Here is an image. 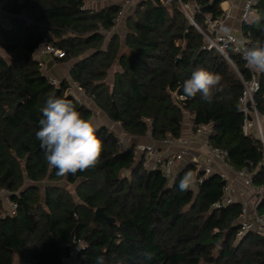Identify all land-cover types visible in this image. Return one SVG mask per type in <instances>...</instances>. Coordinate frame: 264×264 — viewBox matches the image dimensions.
<instances>
[{
    "label": "trees",
    "instance_id": "1",
    "mask_svg": "<svg viewBox=\"0 0 264 264\" xmlns=\"http://www.w3.org/2000/svg\"><path fill=\"white\" fill-rule=\"evenodd\" d=\"M100 1L87 8L84 0H0L9 16L7 25L0 21V188L17 205L13 215H4L0 202V264H64L79 241L84 247L73 264H97L100 256L104 264H264V238L235 237L239 204L211 207L222 196L224 181L217 174L181 191V179L194 166L169 181L145 168L133 145L122 148L103 125L96 126L103 150L94 167L61 177L48 165L35 136L47 98L71 100L89 121L94 112L65 93L66 79L58 87L47 82L33 55L42 42L63 52L53 59L71 62L70 79L129 137L149 131L154 141L177 138L187 113L193 127L211 125L210 145L226 150L234 169L247 167L264 185V143L241 131L243 85L236 71L247 80L251 70L240 56L227 50L233 67L206 48L178 0H137L123 21V41L117 31L106 34L120 4ZM181 1L199 7L193 19L202 30L205 15H222L223 0ZM253 8L264 16V0ZM240 33L249 46L264 42V20L242 23ZM198 68L221 76L225 85L211 104L200 94L183 93V82ZM256 74L254 99L264 119V74ZM173 93L185 96L181 105ZM96 208L112 222L97 217Z\"/></svg>",
    "mask_w": 264,
    "mask_h": 264
},
{
    "label": "built area",
    "instance_id": "2",
    "mask_svg": "<svg viewBox=\"0 0 264 264\" xmlns=\"http://www.w3.org/2000/svg\"><path fill=\"white\" fill-rule=\"evenodd\" d=\"M115 1V0H109ZM137 0H120V11L114 19V25L106 34L116 31L118 24L125 12V9L131 6ZM181 10L189 19L190 23L204 36L206 41V48L216 49L231 66L234 67L232 61L227 55V50L231 48L232 52L238 54L243 59L241 52L238 50L240 45L234 41L228 40L229 30L231 35L235 36L237 40L243 39L241 33L237 35L232 29L226 25L225 20L230 16L231 9L228 7L222 9V15L218 19H211L209 14L204 16L205 30H202L194 21L193 15L199 11V7L195 3H183L178 0ZM226 0H223V2ZM256 0H243L239 11L238 20L240 23L244 22V14L248 9L254 10L253 5ZM96 0H84V7H94ZM34 58L38 61V65L46 76L47 82L58 87L62 79H66L68 86L65 93L72 95L80 104H83L85 96L82 88L67 75L62 79L53 77L47 70L45 63L41 60L42 55H49L53 58L63 57V52L54 47L53 45L42 42L34 52ZM247 65V63H246ZM248 67V66H247ZM240 79L243 89L238 100L239 111L243 115L241 131L243 135L247 136L254 133L262 143H264V119L258 114L256 110V103L254 95L259 90V80L257 74L251 71L249 79L245 80L240 73L236 71ZM264 74V73H262ZM174 101L181 105L185 100L184 95H177L173 93ZM191 133L188 136L180 135L177 138L166 136L160 141H152L150 143H130L129 136L121 129L115 133L118 144L122 148L131 147L134 149L138 158H141L143 165L147 169H157L169 181L187 166L195 167V176L192 179V184L196 187L204 179L212 174H217L223 181L221 198L212 204L213 209H221L228 205L238 203L240 211L235 221V237L241 239L247 234H255L264 238V213L261 209L264 208V185H258L254 182V171L249 170L247 167L234 169L228 161V154L226 150L210 145L209 137L213 134L210 124H199L193 127L191 119ZM118 124V123H117ZM110 130V129H109ZM112 131V130H110ZM147 136H150L149 131ZM197 141L204 149V154L200 157L199 154L191 149L190 144ZM128 142V143H127ZM219 167L220 170L217 168ZM233 172L235 178L241 183L245 189L242 197L237 201L235 197L236 190L231 184L228 173ZM12 193L6 189L0 188V202L3 206L4 215H13L16 211L17 205L11 198ZM75 242V241H74ZM77 247L83 248L82 242H76V247L72 249L70 257L64 261V264H73L75 252Z\"/></svg>",
    "mask_w": 264,
    "mask_h": 264
},
{
    "label": "clouds",
    "instance_id": "3",
    "mask_svg": "<svg viewBox=\"0 0 264 264\" xmlns=\"http://www.w3.org/2000/svg\"><path fill=\"white\" fill-rule=\"evenodd\" d=\"M262 20L264 16L259 11H245V23L259 25ZM230 33L231 30L228 40L240 45L238 50L248 68L255 73H264V42L257 40L249 46V42L242 38L237 40ZM221 80V76L198 68L183 82L182 90L186 97H196L200 94L203 101L211 104L217 94L225 89ZM40 112L42 116L35 136L40 141L48 165L57 169V176L76 174L98 163L103 146L96 135L97 128L92 121L82 118L71 100L49 96ZM191 186L193 184L189 176L181 179V191ZM80 249L77 247V251ZM97 264H104L102 256L97 257Z\"/></svg>",
    "mask_w": 264,
    "mask_h": 264
},
{
    "label": "crops",
    "instance_id": "4",
    "mask_svg": "<svg viewBox=\"0 0 264 264\" xmlns=\"http://www.w3.org/2000/svg\"><path fill=\"white\" fill-rule=\"evenodd\" d=\"M242 1L243 0H226V1H222L220 4V8L222 9H226V8H230L231 12H230V16L227 17V19L225 20L226 25H228L233 32H235L237 35L240 34V29H241V23L238 20V15H239V11L242 5ZM98 2H101L100 0H96L95 5H101V3L98 4ZM114 3H119L120 4V0H115L113 1ZM118 35L120 36V39L123 41V37L125 34V26L124 23L122 24V28H120L119 30H117ZM42 61L45 63L46 68L48 70V72L53 76V77H57L58 79H62L63 77H66L68 75V70L70 68L71 62L68 63H59L57 62L55 59H52L49 55H42L41 56ZM115 69H111L109 71L108 74V82H111L112 79V75ZM89 100V99H88ZM91 102V101H90ZM92 107L94 110V115L92 118V122L94 121L95 116L100 118V123H98L97 127L103 125L106 126L108 129L112 130L114 133H116L117 131L120 130L119 124L114 123V122H110L107 117L100 111H98L94 104L91 102ZM190 118L189 115L187 113H185L184 115V120L182 123V132L181 135L182 136H188L191 133V125H190ZM99 121V120H98ZM119 129V130H118ZM154 140H152V138L150 136H145L143 138H129V142L130 143H136V142H141V143H150ZM191 149L196 152L197 154H199V156L201 157L204 154V149L199 145V143L197 141H193L191 144ZM138 157V156H137ZM219 170L220 168L217 167ZM187 176H189L192 179L195 176V172L191 171L187 173ZM228 178L231 182V184L234 186L236 193H235V197L238 200L241 199V197L243 196L242 193H244L245 189L243 188V186L241 185V183L235 178L233 172H229L228 173Z\"/></svg>",
    "mask_w": 264,
    "mask_h": 264
},
{
    "label": "rangeland",
    "instance_id": "5",
    "mask_svg": "<svg viewBox=\"0 0 264 264\" xmlns=\"http://www.w3.org/2000/svg\"><path fill=\"white\" fill-rule=\"evenodd\" d=\"M99 3H101V2H98V4ZM193 3V2H192ZM135 6V2L131 5V6H129V7H127L126 9H125V12H124V14H123V16H122V18H121V20H120V23L118 24V26H117V28H116V31L117 30H119L120 28H122V24H123V21L125 20V17L127 16V14H129V12H131L132 11V8ZM0 21L2 22V23H4L5 25H7L8 23H9V16L4 12V11H2V9H1V7H0ZM0 54L4 57V54L2 53V51L0 50ZM42 60V59H41ZM57 78V77H56ZM58 79V78H57ZM83 103H84V105L85 106H87V107H89L90 109H92L93 110V112H94V110L95 109H93V107H92V104H91V102H90V100H88V98L87 97H84V99H83ZM95 118L96 119H94V121H93V123H94V125L95 126H97L98 125V123H100V118L97 116H95ZM99 120V121H98ZM184 120V119H183ZM119 130V129H118ZM128 143V142H127ZM45 183H47V182H40L38 185L39 186H43ZM62 185H65L64 183H61ZM69 188H72V187H70L69 186ZM192 188L195 190L196 189V187L193 185L192 186Z\"/></svg>",
    "mask_w": 264,
    "mask_h": 264
},
{
    "label": "water",
    "instance_id": "6",
    "mask_svg": "<svg viewBox=\"0 0 264 264\" xmlns=\"http://www.w3.org/2000/svg\"><path fill=\"white\" fill-rule=\"evenodd\" d=\"M58 92H59V89L56 88V89H55V94H57ZM95 215H96L97 217H99V218L104 219V220L107 221V222H112V218L107 217V216L104 214L102 208H96V209H95Z\"/></svg>",
    "mask_w": 264,
    "mask_h": 264
}]
</instances>
